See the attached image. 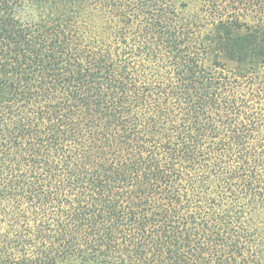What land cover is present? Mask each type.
<instances>
[{"label":"trees","instance_id":"trees-1","mask_svg":"<svg viewBox=\"0 0 264 264\" xmlns=\"http://www.w3.org/2000/svg\"><path fill=\"white\" fill-rule=\"evenodd\" d=\"M259 210L264 0H0V264H264Z\"/></svg>","mask_w":264,"mask_h":264},{"label":"rangeland","instance_id":"rangeland-1","mask_svg":"<svg viewBox=\"0 0 264 264\" xmlns=\"http://www.w3.org/2000/svg\"><path fill=\"white\" fill-rule=\"evenodd\" d=\"M263 213H264V212H262V210H259V211H258V215H262V216H264Z\"/></svg>","mask_w":264,"mask_h":264},{"label":"clouds","instance_id":"clouds-1","mask_svg":"<svg viewBox=\"0 0 264 264\" xmlns=\"http://www.w3.org/2000/svg\"><path fill=\"white\" fill-rule=\"evenodd\" d=\"M32 18L35 19V13H33Z\"/></svg>","mask_w":264,"mask_h":264}]
</instances>
